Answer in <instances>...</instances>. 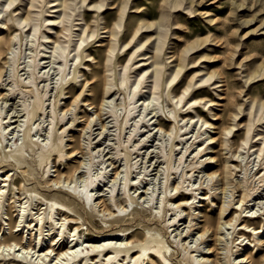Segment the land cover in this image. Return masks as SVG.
I'll list each match as a JSON object with an SVG mask.
<instances>
[{
    "label": "rangeland",
    "instance_id": "rangeland-1",
    "mask_svg": "<svg viewBox=\"0 0 264 264\" xmlns=\"http://www.w3.org/2000/svg\"><path fill=\"white\" fill-rule=\"evenodd\" d=\"M26 1L28 0H15L5 13H1V16L4 17L9 10H17L8 15L11 20L6 22L8 25L15 26V32H17L13 39L14 64L13 66L5 65L6 71L0 79V92L3 94L6 92L4 89L12 88L14 93L6 100L0 99V110L3 112V116H7L8 120L16 121L13 126L17 123H23V121L26 126L27 114L24 108L31 109L35 99L30 89L25 86L22 87V85L28 81H33L31 71L33 70V61H35L34 63L38 64L34 68L35 83L41 92L46 91V95L42 110L38 111L37 116L32 119V122H35L32 133H35L36 128L39 129V133L32 137L34 140L38 139L40 141L48 132L50 140L51 134L53 136L55 134L57 136L62 135L60 129L55 130L54 128V125L57 124L56 128L65 129L63 145L66 151L70 146L79 149V151H77L76 156L73 158L68 157L64 161L55 158L53 164L42 165L41 167L36 165L38 175L34 177L16 172L13 179L21 176L24 178L25 189L35 188L38 196L44 198L55 197L70 205L74 211L69 212V214L65 213L73 217H77V214L81 215L82 218L79 222H84L83 228L88 227L89 234L87 236L89 238L97 239L103 235H112L114 230L119 228L127 229L126 233L141 231L143 228L140 223H146L159 229L164 238L172 243L173 249L176 251L172 260L174 264H188L183 260L182 250L177 245L178 241L188 243L190 247L199 244L201 240L200 247L202 248L207 247V245H214L215 241L211 230L204 236H200L202 230H199V226L202 225L203 219L201 216L208 213L206 208H202L201 205L206 202H209V212L216 216L217 206L221 204L226 206L228 203L236 202L240 199L242 190L247 188L244 207L248 206L251 213H260L257 223L264 224V180L260 181L259 178L264 175V152H261L259 157L253 154V150L258 147L264 149V145L261 143V138L264 137V0H122L125 1L122 4L121 1L115 2L114 0L70 1L73 9L69 10L70 17L64 24L82 23L81 18L84 17L91 30L95 31V35L89 39L90 43L86 47H89V51L96 58L93 61L86 62V64L91 69L99 71L98 75L93 78L90 71L82 64L78 65V70H81L84 75L77 77L76 81H71V77L79 59L76 61L73 59L75 51L68 53L73 48V42L68 41L69 37L72 40L74 39L71 37L72 34L69 36L68 32L63 31L65 36L61 37L60 40L66 46V50L65 52L59 51L60 56L54 59V62H49L46 57L48 53H39L40 49L44 52L49 51L48 48L39 46L40 42H44L41 38V32L54 38V34L48 33L45 28L46 23L42 22L43 17L54 18V16H57V13L51 12L53 8L49 7L52 0H38L36 2L37 6L32 8L31 11L29 10L31 15L41 13L37 17L38 20L35 21L37 23V33L34 37H30L31 42H27L24 39V33L16 29L18 26L15 23L14 14L21 12L22 15H25L28 8L23 10L21 8L24 7ZM100 2L103 3L102 8L97 9L93 6L94 3ZM143 14L146 15L144 22L146 24L153 23V26L149 29L142 28L140 31L146 30L147 34H151V38L144 46L137 49L136 44L129 45L128 52L132 53L135 50V54H140L143 51L147 52L148 56L153 54L155 52L153 47L158 43L157 32L161 31L164 36L159 41H161L160 50L165 77L168 76L171 68L175 65L174 60L177 58V54L184 53L186 56H190V60L185 63L187 66L181 70L176 78L173 89L178 93L182 91V85H176V82L183 73L186 72L184 82L189 81L193 76L192 82L194 84L186 93L183 102L190 98L199 97L203 101L210 100L211 104H207L206 107H202L201 103L195 104L197 107H188L189 104H185L182 111L184 113L189 111V115L193 116L196 110L203 119L212 123L211 128L203 126L199 129V123L197 126L194 123H188L185 127V123L179 121L178 125L184 126L183 130L180 132L172 130L170 135L166 134L159 129V123L177 124L172 117L174 114L171 111L172 102L166 97L169 89L166 83L164 90L156 95L159 99L154 102V107L149 106L146 110L140 104L142 102L141 98H144L147 94L148 86L151 84V78L148 76L152 74V68L142 79V81L145 79L142 84L145 87L141 88L140 92L133 97L130 105H128V98L132 97L133 90H126L125 85L120 83V78L123 76L127 78V81L132 82L135 79L136 69H139L138 65L145 57L143 55L135 57L132 60L133 65L131 68L122 70L119 64H125L130 54L124 56V50L128 46L122 48L120 45L119 49L114 52L112 59V63L116 64L114 70L105 72L102 63L104 60L98 58L95 52L93 53V51L100 48V43H102L100 41L106 40L108 36L103 28L105 21L111 25L115 18L118 20L120 17L122 23L119 29V38L126 31L129 23L141 22L144 18ZM161 19L166 27L158 26L157 23ZM0 26V33L6 35L5 26L3 27L1 24ZM74 29H76V26L71 27V31ZM7 33L11 36L10 31ZM30 33H32V29ZM194 44L195 48L190 49L191 45ZM185 50L187 52H184ZM6 52L2 55V62L9 57ZM173 53L175 54L173 55ZM94 61H97V63ZM28 64L31 67L26 66ZM130 64L131 61L127 63V66ZM104 74L109 75L112 82L117 83L120 89L115 99L105 107L106 110L104 111L115 109L117 121L110 117L106 120V122L108 121L107 126L102 129L101 123L103 121L95 119L91 122L90 128L82 133L80 132L84 123L82 120L86 119L94 109H91V106L83 105V102L79 100L89 99L90 101L99 102L102 97L101 87ZM207 74H213V77L206 82L201 81V78L204 75L207 76ZM84 78L88 80V83L83 87ZM201 88H203L202 94L197 91ZM60 89H65V94L59 95ZM81 89L84 92L83 95H80L74 101V97L79 94ZM113 89L117 91L116 86ZM137 90L138 87L135 91ZM189 93L192 95H189ZM71 102L74 105H70ZM67 105L70 107L68 112L64 110ZM130 107H133L135 112L131 116L137 115L138 110L141 109V114L136 120L143 118V121L136 123L134 122L135 119H129L125 124L124 117ZM208 109H211V111ZM53 112L56 114L54 119H52ZM235 115L237 117L233 120ZM62 117L63 120L60 123ZM233 122L238 123L235 129H239L235 130L233 137L232 134L227 135L224 138L226 142L223 141L221 146L216 142L210 144L214 147L213 149H203L209 142H205L199 148V144L204 140L206 141L209 135L221 138V128ZM246 126L250 129L247 133V138L250 141L240 148L242 139L246 138ZM184 132L188 133L186 137L181 135ZM20 135H15L10 140L8 149L14 150L16 148L19 144L18 141L21 140ZM9 136L11 137V135ZM16 139L17 143L14 144ZM70 140H74V142ZM213 150L221 154L223 160H229V165L238 164L237 168L232 167V171L228 176V181L231 184L226 189L222 187L223 184L218 174L212 177L208 175L209 170L215 164L209 163V155H206V153L211 154ZM25 155L31 158L28 151L25 152ZM66 162H68V165H66ZM77 164L82 165L78 172L72 174V179L77 183V186L83 184L81 183L83 175L89 173L98 183L92 191L93 195L95 193L93 199L99 197L104 200L111 194V190L115 189L112 194L116 203L120 206L125 205V210H117L116 206L109 205L111 211L113 209H116V211L113 210V216L103 217L91 210L90 207L84 206L81 202L66 194L65 191L72 192V189L68 190L66 184L62 187L61 183L59 188L53 186L51 190L45 191L43 184L37 185L34 183V179H30H37L38 176L44 180L48 175L53 179L57 173L61 172L63 173V175L61 174V181H63L67 179L65 176H67L68 169H71L72 166L77 167ZM10 168L8 166L2 170L7 171ZM114 170L124 172L116 181L113 180ZM255 172H258V175L254 177ZM125 173L129 176L128 183L134 185V187H128L127 184V188L123 191L122 177ZM74 184L72 183L70 188H73ZM169 185L170 188L167 189ZM172 186H177L179 191L184 193H191V188L199 189L196 192L198 199L203 194L209 196V199H205L202 203L196 202L197 209L194 210V213L199 214L191 223L186 215L189 212L188 209L180 213V220L175 221L172 227H167V225L173 224L170 223L173 221L172 212L164 213L161 217L160 212L165 191L171 195L176 192L172 190ZM238 186H240L241 191L236 190ZM136 187L139 190H136ZM10 188L13 189V186H10ZM122 192L126 194V201L123 199ZM15 194L17 195V190H15ZM128 194L133 196V203L128 202ZM151 195L154 201L147 203ZM212 200L216 204H213ZM37 201L40 202L39 204H44L39 198H37ZM106 203L108 204V202ZM151 203H153V208L150 207ZM17 204H13L11 209L14 217L17 213ZM154 206L158 209L155 210ZM235 207L237 205L233 204L228 208L227 217L235 218ZM116 218H124L125 221L117 224L112 223ZM196 227L198 228L196 229ZM225 231L229 234L223 236V241L216 242L219 251L224 246V242L234 241L238 237L231 233L232 229ZM219 237L220 235H217V239ZM231 237L233 238L231 239ZM249 238L252 239V235ZM221 242L222 244H220ZM227 248L229 250L227 256L231 254V258H235L243 252L244 247L240 245L236 247L234 244L229 243ZM247 251L258 258L264 253V245H257V251H255V248H249ZM219 259L222 260V258ZM238 259L240 258H235L237 261Z\"/></svg>",
    "mask_w": 264,
    "mask_h": 264
},
{
    "label": "bare ground",
    "instance_id": "bare-ground-1",
    "mask_svg": "<svg viewBox=\"0 0 264 264\" xmlns=\"http://www.w3.org/2000/svg\"><path fill=\"white\" fill-rule=\"evenodd\" d=\"M37 1L38 0H28L24 3L25 5L21 8V10L28 8L25 15H22L21 12L14 14V20L18 26L16 29L24 33V39L27 40V42H31L32 39H30V37H34L37 33V23L35 21L38 20L37 17L40 16L41 13L31 15L30 12L32 8L37 6ZM70 1L73 0L50 1L49 7L53 8L51 12L57 13V16H54V18L43 17L42 22L46 23L45 28L48 30V33L54 34V38L47 33L41 32V38L44 40V42H40L39 46L42 48H48L49 51L44 52L40 49L39 53H48V55L45 56L49 59V62H54V59L60 56L58 52H65L66 50V46L63 45V42L60 40V38L65 36L63 31L68 32L69 36L72 34L71 37L74 38L72 40L69 37L68 41L73 42V48L68 53L75 51L73 54V59L75 61L79 59V62L73 69L71 81H76L77 77L84 75L81 73V70H78V65L81 64L88 71H90V75L95 78L99 71L91 69L89 65L86 64V62L93 61L96 58L93 56L92 52L89 51V47H86L90 43L89 39L95 35V31L91 30L89 23L84 17L81 18L82 23L69 25L64 24L65 21H67V19L70 17L69 10L73 9ZM84 1L85 0H82V2ZM114 1H121V4L123 2L125 3V1L122 0ZM14 2L15 0H0V24L3 25V27L5 26L4 28L6 29V35H2V33H0V64H2L0 65V79L6 71L5 65L13 66L14 64L13 54L15 51L13 48V39L17 35V32H15V26L8 25L6 22L11 20V17L8 15H11L17 10L11 9L4 17L1 16V13H5ZM93 6H95L97 9H100L103 7V3H94ZM142 16L144 18L141 22L135 24L129 23L126 27V31L122 33L119 38L118 34L122 23L120 17L118 20L115 18L111 25L109 23L107 24L105 21L103 28L105 29V32L108 34V36L106 40L100 41L102 42L100 43V48L93 51V53L95 52L98 58L104 60L102 63L103 67L105 68V72L114 70L116 64L112 63V59L115 54L114 52L119 49L120 45L122 48L128 46L124 50V56H128L130 54L125 64H119L122 70L130 69L133 65L132 60L135 57L139 55H143L145 57L142 62L140 61V65H138L139 69H136L137 74L135 75V79L131 82L129 80L127 81V78L123 76L120 78V83L125 85L126 90H133L132 97L128 98V105H130L132 104L130 101L133 99V97L140 92L141 88L145 87L142 86V84L145 82V79L143 81L142 79L147 75L149 69L152 68V74L148 76L151 78V84L148 86L147 94L144 96V98H141L142 102L140 106H142L144 110H146L149 106L154 107V102L159 99V97L156 95L160 94L164 90L166 83V86L169 87L166 97L172 102L171 111L174 113L172 117L173 121L177 122L176 125H166L165 123L158 124L159 129L163 130L166 134L170 135L172 130H178L180 132L183 130L184 126H187L188 123H194L195 126H197L199 123V129L203 126L211 128L212 123H209L207 120L203 119L201 114L196 110L194 111L193 116L189 115V111L185 113L182 111L185 104H189L188 107H197L195 104L200 103L202 104V107H206L207 104H211L210 100L203 101L202 98L199 97L190 98L186 102H183L186 93L190 88H192L194 84V82H192L193 76L189 81L184 82L183 79L186 76V72L183 73L178 82H176V85H182V91L178 93L173 89V84L175 83L176 78L180 74L181 70L187 66L185 63L186 61L190 60V56H186L184 53L177 54V58L174 60L175 65L171 68L168 76L165 77L163 71L164 65L161 59V41H159L161 40L162 36H164L162 35L163 33H161V31L157 32L156 36L158 38V43L153 47L155 50L153 54L148 56V53L145 51L140 54H135V50L132 53L128 52L130 49L129 45L132 44L133 46L136 44L137 49L144 46V44L151 38V34H147L146 30L140 31L142 28L149 29L153 26V23L146 24L144 22L146 15L143 14ZM157 24L159 27H166V25L162 23V19ZM72 26H76V29L73 31H71ZM26 27L28 28L26 29ZM56 28L59 29L57 30ZM31 29L32 33H30ZM9 31L11 32V36H9L7 33ZM46 43L49 44V46H47ZM194 48L195 44L191 45L190 49ZM5 51H7L6 53L9 54V57L2 62V55ZM184 52L187 51L185 50ZM174 54L175 53H173V55ZM148 60H150V62H148ZM100 61L99 63H101ZM129 61H131V64L127 66ZM34 62L35 61H33L32 64L33 70L31 71L33 81H28L26 84L23 83L24 85H22V87L25 86L30 89V91L33 93V98L35 99V103L31 109L28 110L24 108L27 114L26 126L24 121L23 123H15L16 125L13 126V123L16 121L8 120L7 116H3V112L0 110V264H174L172 260L176 251L173 249L172 243L164 238V235L159 229L151 227L146 223H140L143 228L141 231H132L126 233L127 229L119 228L114 230L112 235H103L97 239L89 238L87 236L89 234L88 227L83 228L84 222H79L82 218L81 215L77 214V217L68 215L69 212L74 211L70 205L55 197L44 198L38 196L35 188L25 189L24 178L21 176L13 179V176L16 175V172H21L22 174H26L29 177H34L35 175H38L36 165L41 167L42 165L47 166L48 164H53L55 158H57V160L60 159L61 161H64L68 157L73 158L76 156L77 151H79V149H74L72 146H70L68 151H66L65 146L63 145V134L65 129L56 128L57 124L54 125V128L55 130L60 129L62 135L57 136V134H55L53 136L51 134L50 140V134L48 132L46 136H44V138L40 141H38V139H33L32 136L38 134L39 129L36 128L35 133H32L35 123L32 122V119L34 116H37L38 111L42 110L44 97L46 95V91L44 90V93L41 92L35 83L36 75L34 73V68L35 66L37 67L38 64H35ZM94 62L97 63V61ZM26 66L31 67L30 64ZM212 77L213 74H207V76L204 75L201 78V81L206 82ZM87 83L88 80L84 78L83 87ZM115 86L117 91L113 89ZM137 87L138 90L135 91ZM4 90H6V92L3 94L0 92L1 100H6L14 93L12 88ZM119 90L120 89L117 83H113L112 78L109 75L104 74V81L101 87L102 97L99 102H94L93 100L90 101L89 99L79 100L83 102V105L91 106V109H94L93 112L88 117H86V119L82 120L84 123L80 129V132L84 133L88 128H90L91 122L95 119L103 121L101 123L102 129H105L108 123L106 120L110 117H112L114 121H117V112L115 109L106 112L104 111L106 110L105 107H107L108 104H110L111 101L115 99ZM202 90L203 88L197 91L202 94ZM83 93L84 92L81 89L79 94L74 97V101L80 95H83ZM62 94H65V89H60L59 95ZM189 95L192 94L189 93ZM70 105H74L73 102H71ZM178 105L180 106L178 107ZM64 110L66 112L70 111L69 105L65 106ZM140 110L141 109L138 110L139 113L137 115L131 116L132 113L135 112L134 108L130 107L126 111L127 114L124 117L125 124H127L129 119H135L134 122L136 123L143 121V118H138V120H136V118L141 114ZM208 110L211 111V109ZM52 116V119H54L56 114L53 112ZM236 117L237 115L234 116L233 120H235ZM62 120L63 117L60 120V123ZM179 121H183L185 123L184 126H179ZM236 126H238V123L233 122L232 124L222 127V132L220 133L221 138L209 135L206 138V141L204 140L199 144V148H201L205 142L209 143L203 148L204 150L207 148L213 149L214 147H212L210 144L215 142L221 146L223 141L226 142V139L224 138H226L227 135L232 134L233 137L235 130H239L238 128L235 129ZM249 130V127L246 126V138L242 139L240 148L243 145L249 143L250 140L247 138V133ZM204 131L205 133L207 132L206 128ZM19 134H21V140L18 141L19 144L14 150L8 149L11 142L10 140L15 135L19 136ZM9 135H11V137ZM39 135L41 136V134ZM181 135L182 137H186L188 133L184 132ZM261 139V143L264 145V137ZM70 141L74 142V140ZM16 143L17 139L15 140L14 144ZM175 146H177V144H175ZM27 151L31 155V158H28L25 155V152ZM261 152H264L262 147H258L257 149L253 150V154L257 155L258 157L260 156ZM206 155H209V163L215 164L208 172L209 177L218 174V176H220V181L223 184L222 187H225L226 189V187L231 184V182L228 181V176L232 171V167L237 168L238 164L229 165V160H223V158H221V154L216 153L214 150L211 154H208L207 152ZM67 163L68 162H66V165H68ZM8 166L11 168L7 171L2 170L4 167ZM81 168L82 165L80 164L77 167L72 166L71 169H68L67 176H65L67 179H64L63 181H61V174L63 175L61 172L57 173L53 179L49 177L50 175L46 176L44 180L38 176L37 179H30H34V183L37 185L43 184V189L45 191L51 190L53 186H57L59 188V184L61 183L62 187L64 184H66L68 190L72 189V192H67L64 190L66 194L72 196L84 206L90 207L91 210L99 213L103 217L113 216L114 212L116 211V209H113L114 212L113 210L111 211L109 209V205L116 206L117 210H125V205L120 206L116 203L115 197L112 194L114 193L113 191H115V189H112L111 194L104 200H101L99 197L93 199L95 193L93 195L92 191L94 188H96L98 183L97 180L93 179L89 175V173H85L83 175L81 179V183L83 184L77 186V183L72 179V174L74 175ZM12 170L14 171L13 173L11 172ZM54 172H56V170H54ZM258 172H255L253 176H257ZM122 173L124 172L114 170L113 180H118ZM126 173L122 177L123 191H125L127 188V184L128 187H134V185H130V183H128L129 176ZM259 178L260 181H263L264 175L260 176ZM72 183L75 184L73 185V188H70ZM10 186H13V189H11ZM90 187L92 188L90 189ZM169 188L170 185L167 187V189ZM15 190H17V195L15 194ZM136 190H139V188L136 187ZM172 190L176 191L174 195L168 194L165 191V196L162 201L163 206L160 212L161 217L164 213L172 212L173 221L170 223L173 224L167 225V227H172L175 224V221L180 220V213L188 209L189 212H187L186 215L188 216V220L191 223L196 218L197 214H199L194 213V210L197 209L195 205L196 202L202 203L205 199L208 200L209 196L203 194V196L198 199L196 192L199 189L191 188V193H184L179 191L177 186H174ZM236 190L241 191L240 186L236 187ZM246 190L247 188L242 190L240 199L236 202L228 203L226 206L223 204L217 206L216 216H213V214L209 212V202L201 205L202 208H206L208 213L201 216L203 219L202 225L199 226V230H202L201 232L199 231L200 236H204V234L211 230L215 243L212 246L207 245V247L202 248L200 247L202 240L199 244H196L192 247H190L188 243H181V241H178L177 245L180 246L182 250V257L184 261H186L188 264H264V253L258 258H255L247 251L249 248H255V251H257V245H264V224L257 223V218L260 217V213H251V209L249 210L248 206L244 207L247 198ZM122 195L124 196V201H126L125 192H122ZM37 198L41 199L44 204H39L40 202L37 201ZM150 201H154L152 195L148 198L147 203H150ZM106 202H108V204ZM128 202H134L132 195L128 194ZM212 203L216 204L214 200H212ZM13 204H17V213L15 217L11 211ZM233 204L237 205V207L234 208V213L236 214L235 218L227 217V210ZM150 205V207L153 208V203ZM154 209L157 210L158 208L154 206ZM245 212H250L251 214L249 213L247 215L246 213L241 215ZM124 221V218H116L112 221V223L117 224ZM193 225L195 226L196 224L194 223ZM197 228L198 227H196V229ZM231 229V233H234V236L238 237L234 239V241L231 240L230 242H224V246L221 248V251H219L216 242L223 241V236L225 234H229L225 230ZM217 235H220L218 239ZM251 235L253 237L252 239L249 238ZM232 238L233 237H231V239ZM229 243L234 244L236 247H238V245L244 247L243 252L239 256L235 257L240 258L238 261L235 260V258H231V254L227 256V253L229 252L227 248ZM220 244H222V242ZM219 258H222V260Z\"/></svg>",
    "mask_w": 264,
    "mask_h": 264
}]
</instances>
